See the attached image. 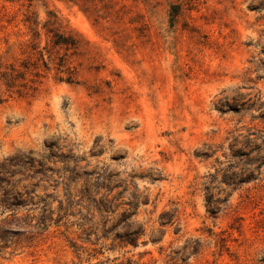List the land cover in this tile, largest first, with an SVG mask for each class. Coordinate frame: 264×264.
I'll list each match as a JSON object with an SVG mask.
<instances>
[{
  "label": "rangeland",
  "instance_id": "1",
  "mask_svg": "<svg viewBox=\"0 0 264 264\" xmlns=\"http://www.w3.org/2000/svg\"><path fill=\"white\" fill-rule=\"evenodd\" d=\"M49 18L76 48L52 46ZM35 43L49 70L19 81L34 90L0 80V163L32 161L3 187L37 218L71 178L76 204L68 231L8 234L0 264H264V0H0V72L36 63ZM104 196L119 205L106 228L147 202L136 247L85 243L104 221L88 202ZM162 212L178 222L160 226Z\"/></svg>",
  "mask_w": 264,
  "mask_h": 264
},
{
  "label": "trees",
  "instance_id": "2",
  "mask_svg": "<svg viewBox=\"0 0 264 264\" xmlns=\"http://www.w3.org/2000/svg\"><path fill=\"white\" fill-rule=\"evenodd\" d=\"M54 24V20L52 18H49L45 22L46 26V35L52 34V38L50 40V43L53 47H65V50L76 48L77 41L75 38L71 35H64L59 34L54 31H52L50 28L51 25ZM32 32L34 33V36L38 35L37 32L31 28ZM37 43L32 44V50L36 51L37 54V61L36 63L29 64L28 62H23L20 65V68L17 69L14 66L7 67L4 71L0 72V80L4 79L3 85L6 87V90L8 92H16L19 95H26L29 93V91L34 90L33 84L36 80H30V84L24 83L19 84L20 80L25 79V75L28 73H31V69L35 70L36 72L33 73L34 77H40V74L37 72V70L42 67L45 71L49 70L48 64L43 59V54L41 51H38V47L36 46ZM50 58V56H49ZM41 62L38 64V62ZM49 61H52L49 59ZM65 66V63L63 60H60L58 63L57 70L59 73L61 72V68ZM67 70L68 77L65 81L68 83H71V71H69V68ZM61 79V78H59ZM61 81V80H60ZM41 168L36 170L33 175H40L41 177H45V170L42 165H40ZM14 167H19V169H13ZM32 167V161L31 160H25L23 157L19 156H12L9 159L4 160L2 163H0V215L4 216L6 211H8L10 214L6 215L3 219L0 221V243H2V246H0V251L6 248L5 246L8 244L7 242V235H17L20 230L23 229H29V230H41L42 232H45L51 224H54L56 227L63 226L65 228V231H68L70 227L66 226L65 223H61L63 219H67L69 216H71V209L76 204L74 202V196L71 191V183L72 179L68 178L66 183L63 186V196L60 200L57 201V206L55 210H50L51 205L55 201V198H52L51 202H45L42 201L39 203H42V207L40 208V213L37 218H34L30 216L29 211L31 209H27L29 205H35L37 207L38 203H32L33 199L25 200L22 198L21 193H16V195H13L11 190L4 189L3 185H8V178L13 177L15 174L21 172L22 170L27 171L30 170ZM31 178V177H26ZM96 182L100 180V177L96 178ZM98 185V183H97ZM36 187V186H34ZM32 187V189L34 188ZM57 189L56 187L54 188ZM29 194L30 192H26ZM116 198L108 199L107 196H104L100 198L98 201H89L88 203H93L96 212L98 215L104 219L101 225V236L98 238H95L94 241L85 240V243L91 247L96 246L98 243V240H104V241H110L111 244H122L124 246H132L136 247L139 243V240L144 236L145 229L143 225L136 224L132 222V218L136 215L137 209L142 204H147V202L144 201H138L136 199H132L128 205L132 209L131 212H121L118 214V217L116 221L108 228H106V223L108 221V216L114 214L117 212L119 205L115 203ZM209 199H207V205L209 203ZM218 203V202H216ZM219 203H221L219 201ZM88 204V205H89ZM20 209H23L26 211V213L23 216H18V212ZM218 210L217 204L213 205V208L210 210V214L214 215ZM56 211V219H53L54 212ZM160 219V226L166 227V226H172L173 224L178 222V216L176 213H170V212H162L159 216ZM33 222H35L33 224ZM81 226V225H80ZM82 227V226H81ZM89 233H92L91 231ZM86 234L91 235V234ZM95 235V234H94ZM113 246V245H112ZM74 247V246H72ZM182 255L187 257L186 255L189 254H197L196 250H193L192 252H187L188 246L185 245L182 249ZM92 252H94V255L97 254V251L95 248L91 249ZM182 259L184 261L186 258ZM112 264H155V261L149 262V263H139L134 262L131 260L126 261H118V259H114L112 261ZM98 264H106V263H98ZM163 264H179L178 260L174 257H168L167 260L164 261Z\"/></svg>",
  "mask_w": 264,
  "mask_h": 264
}]
</instances>
